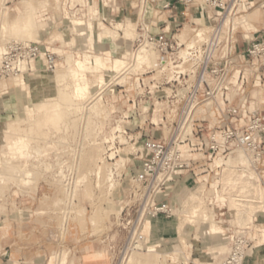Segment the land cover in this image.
<instances>
[{
    "label": "rangeland",
    "instance_id": "obj_1",
    "mask_svg": "<svg viewBox=\"0 0 264 264\" xmlns=\"http://www.w3.org/2000/svg\"><path fill=\"white\" fill-rule=\"evenodd\" d=\"M24 1L25 0H0V50L4 51L6 45L11 42H31L38 44L39 54H41V56L35 58L32 67L23 76L26 83L24 91L15 86L13 81L15 76L0 79V146H4L6 149L0 147V164H2L0 165V181H2L0 182V210L4 213L6 218L8 215L11 216V219H7L0 224V264H7L8 262H13L15 264H47L50 261L52 264L55 261L67 264H83L84 257L95 250H102L105 253L107 256V264H115L117 261L121 260L119 251L126 238V234L116 228L114 224L115 216L119 214L122 206L120 201L122 199L125 201L128 192L127 188H123L125 192L119 191L112 194L108 192L107 185L104 182V178H102L104 177L102 175L105 174L107 169V163L104 162L102 166V161L98 160H103L105 151L108 157H113L114 154L115 159H113L112 162L117 163L119 166L124 165V172L126 176H129V170L137 169L140 164V161L135 158V151L139 149L145 139L143 130L152 131V135L155 139H162L166 135V132L163 130V125L167 123L161 120L164 114L162 111L166 109L165 103L156 100L155 97L149 94L142 96V101L139 103L140 99H136L135 92L138 73L137 71H132V68L127 77L125 76V81L123 82H120V80L124 76H119L111 70L86 73L85 76L89 80L90 88L82 99L76 98L74 94L75 79L70 76L71 72L77 71L73 62L74 58L81 56V54L83 56L85 53L89 56L100 54L114 60L126 54L123 59L132 65V52L135 51V49H130L132 40L125 42L121 38H118L114 42L105 41L102 44L96 42L93 48L89 49L87 45L88 42H86L88 39L87 35H79V32L66 21L60 23V19H58L57 16L59 15L58 7L61 0H29L32 2L31 4H33L32 7H36L31 10L32 12L35 10L32 14H30V11H26L28 9ZM252 1L255 7L251 11L249 16L250 19L245 18L247 19L246 22L252 26V31H254L256 28L253 25L254 22L257 21H259L256 23L258 29L264 28V26L260 24L262 17L264 19V9L261 8V5L264 4V0ZM42 2L45 3L43 4ZM99 2V0H93V8L103 13ZM42 4L45 5L44 8H40ZM128 4L129 2L126 3L127 7ZM256 11L259 13H255ZM29 15H32L31 18L33 20H31L33 22L41 21L40 23H42L43 21L44 29L39 30L37 35H35L34 32L27 33V30H23L22 32H17L16 28L13 30L15 27L12 26L14 25L13 22H19L18 24L24 26L21 22H25L26 25ZM107 16L109 17L106 18H109L113 23V26L110 27L108 24H105L108 28L112 29V27L115 26L119 27V22L125 24L124 18H119L120 16L115 17L108 12ZM44 17L47 18V20H43ZM20 18L23 19L21 20ZM127 18L134 22L130 10ZM181 21L185 27L184 30L181 31V34L188 39L192 36L191 28H193V26L187 21ZM10 24L11 26H9ZM243 25L247 27L246 23L242 20V28L246 31ZM121 34L122 33H120V36H122ZM239 45L241 47L243 45L241 40H239ZM45 52H51L56 55L57 67L53 71H47L45 69V61L42 56ZM69 55H71L72 59L67 63L66 60ZM140 71L139 74L144 73V70ZM148 71L145 70V72ZM58 73L65 75V78L60 82H57L56 79ZM114 74L116 75L114 76ZM96 75H103L106 82L108 81V84L99 85L96 82ZM152 76V74H144L141 78L148 82ZM109 78L110 80H108ZM3 84L6 86L5 89H2ZM111 86H114L115 91L112 95H105L108 88ZM164 93H167L165 89ZM60 94L68 95L70 103L60 101ZM155 94L158 95L157 93ZM36 97L39 100H37ZM94 103L98 106H101V104L104 106L103 112L99 115L96 114V116H98L97 118L93 116V112L90 109V104L92 105ZM40 104L44 106L47 104L48 106L46 105V109L44 110V107L41 105L43 108V111H41L42 108H39L41 107L39 106ZM68 104L70 105L68 106ZM54 106L58 109L60 107L62 110L59 109V111L65 112L61 119L59 112H56L58 110H55V108V112L53 111ZM47 109L51 115L56 113L59 120L57 118V120L55 119V115L52 120ZM43 113H45V116ZM43 116H49V120L51 119L55 124L52 122L54 124L52 125L51 120L50 122L47 120L48 123H50L48 125ZM150 121L155 122L157 126L152 129L149 124ZM43 122H45V125ZM160 123L162 125H160ZM10 129L12 130L10 131ZM4 130H6L4 133L7 134L3 135L2 131ZM12 131L13 136H10L11 133L9 132ZM14 131H16L17 134H15L16 132ZM124 132L126 133L124 134ZM140 134H142L141 137ZM119 135H122L121 137L123 138H119ZM22 136L26 141L29 140L27 141L29 144L28 151L30 150L29 152H31L32 157L27 161L28 164L24 159L16 160L7 150V147L11 144L10 142H12V140L14 141V138H22ZM3 139L7 144H5ZM48 142H53L55 144L54 147H49L52 149H59L65 145H71L77 148L79 152L77 156V180L79 181L78 187L74 193V204L69 211L72 214L67 224H63V219L61 217L66 199L63 187L58 182L45 179L40 171L42 162L40 161V157L45 152L46 148H48ZM8 143L10 144L8 145ZM39 148H41V150ZM4 150L6 153H4L5 156L2 155ZM139 151L141 150L139 149ZM92 152L93 156L91 160L89 154ZM111 153L113 154L110 155ZM9 154L10 156H8ZM96 155L98 156L97 158H95ZM147 155L148 152L144 151L143 156ZM10 157L15 162H13ZM6 158H8V162ZM218 158L220 157H216L213 162L209 163L214 172L209 169L210 174L204 173L199 175L201 176L200 178L198 176L199 185L201 186L202 183L206 184L204 185L203 193V210L205 209L204 212L208 215V223L210 225L212 224L211 226L209 225L210 229H207L208 226L206 224L203 226L201 225L202 215L199 216L200 213H198L197 216L199 217L195 219L196 222L192 221V223L187 222L185 224V231H183V236L186 240L185 244H180L176 239L171 240V238H165L164 243L156 248L157 255L160 256L156 257V264H215L214 262L217 264L225 257L226 253L224 251H226V249L220 252V247H218V249L216 248L217 244H222L226 240L222 223L217 221L224 220L230 223L233 220V224L237 223L230 215L229 208L231 206L229 207V203L231 205L232 199L236 198L234 195H238L239 192L237 189L229 187L231 190L230 192L228 188L226 189V187H223L224 176L222 177L221 175V168H227L225 163L232 159V157H229L227 161L223 160L222 165L216 163V159ZM120 159L121 162H119ZM97 165L101 168V171L99 170V172H101L100 180L98 176L96 177L94 174ZM258 175L260 184H262L260 172H258ZM221 178L223 179L221 180ZM43 181H45L46 184H44ZM219 182L221 183L220 186L218 185ZM196 185L197 183L190 182L186 187L177 188L176 199L179 207L182 203V194H184L185 191H190L199 186ZM19 194H24L27 197L25 204H23V208L20 207L17 209L16 206H18V204H15V202ZM225 194L230 198V201L227 202V200L224 199V197H226ZM220 208L222 210L219 214L225 213L231 218L220 217L219 214H217L219 218L215 219L213 216H216L215 213H218ZM177 211L178 207L176 209V212ZM260 211H262V209ZM212 214L214 215L212 216ZM229 219L231 221H229ZM158 221L166 229H171L176 226V218L167 220L158 219ZM211 221L213 223L215 222V224L211 223ZM257 223L260 224L262 230L260 237H263L264 218L260 217ZM3 227H6L7 230L2 231L1 228ZM206 229L207 233L204 231ZM211 229H214V231L211 232ZM148 230L149 225L146 223L144 225V231ZM106 237L108 238L107 241H103ZM174 237L175 231L172 233V238ZM110 240L113 241L111 243V245L114 246L113 249L110 248L111 246L108 243ZM175 245L179 246L178 251H175ZM181 247H184V249ZM185 247L187 248L185 249ZM214 249L215 252L213 251ZM172 251L177 255L172 254ZM144 254H147L145 250L137 251L126 257L123 264H126L130 258L137 256L145 257ZM52 256H56V259L51 258ZM245 264H264V252H256L253 254L250 252Z\"/></svg>",
    "mask_w": 264,
    "mask_h": 264
},
{
    "label": "built area",
    "instance_id": "obj_2",
    "mask_svg": "<svg viewBox=\"0 0 264 264\" xmlns=\"http://www.w3.org/2000/svg\"><path fill=\"white\" fill-rule=\"evenodd\" d=\"M99 1L102 10L115 17L126 19L131 11L136 33L130 40V49H135L132 55L142 47H149L157 62L153 70L141 74L137 70L136 99L140 103L142 96L149 94L163 101L166 107L161 117L167 123L163 125L166 135L155 139L152 131L143 130V149L139 147L141 151H135L140 164L137 169L129 170V176L124 165L112 162L113 153V157H108L105 151L101 162L102 166L107 163L102 178L108 192H125L123 188L128 192L125 201H120L122 206L114 223L126 234L119 251L121 260L115 263L123 264L133 253L148 250L146 219L175 218L177 188L190 182L199 185V175L210 174L209 169L214 172L209 163L216 157L227 160L241 153L251 168L257 172L264 170V28L246 36L240 25L255 7L252 0ZM58 8L60 23L66 21L71 26L73 21H94L100 13L93 8V0L83 3L61 0ZM261 8L264 9V4ZM181 20L193 26L188 39L181 34L185 28ZM103 23L111 26L106 19ZM38 56L37 43H8L1 55L0 79L23 77ZM43 57L47 71L56 69L54 53L45 52ZM129 72L122 71L119 76L127 77ZM144 74L153 76L146 82L141 78ZM149 124L152 129L157 126L153 121ZM144 151L148 152L147 156H143ZM78 153L74 146L65 145L59 149L47 148L40 157L43 177L58 182L65 191L63 224H67L72 214L69 211L78 187ZM261 187L264 191V181ZM26 197L19 194L15 204L20 206ZM260 204L264 206V198ZM221 210L215 213V219ZM219 216L231 218L225 213ZM260 217L264 218L263 211L246 226L217 221L222 223L227 239V253L217 264H245L250 252H262L264 240L260 241L257 223ZM5 218L0 210V224ZM112 242H108L111 249ZM178 247L174 246L175 251Z\"/></svg>",
    "mask_w": 264,
    "mask_h": 264
},
{
    "label": "bare ground",
    "instance_id": "obj_3",
    "mask_svg": "<svg viewBox=\"0 0 264 264\" xmlns=\"http://www.w3.org/2000/svg\"><path fill=\"white\" fill-rule=\"evenodd\" d=\"M31 1V0H30ZM29 0H25L24 3L26 4L27 6V9L26 11H30L32 13H34V11L32 12L31 10L33 8H36V7H32L33 4H31L32 2H30ZM79 3H83L84 0H75ZM23 2V1H21ZM34 3V2H33ZM37 3V2H36ZM43 4L45 2H42ZM23 4V3H22ZM40 4V3H39ZM42 4V7L40 8H44L45 5ZM1 6V5H0ZM3 6V5H2ZM4 8V7H3ZM6 8V7H5ZM27 12V13H28ZM32 15H29V17L27 18V21H26V25H25V22H21L22 25L24 24V26H21L20 24L18 23H14V25H12L14 27L13 30H15L16 28V31H23V30H27L29 32H34L35 35H37L39 33V30H43L44 29V24H43V21L42 23H40L41 21H37V22H33L32 18H31ZM107 16H104L103 14L99 13L98 15H96L94 21H88V22H85V23H81L80 21H73V28L79 32V35L81 36H85L87 35L88 36V39L86 40V42H88V47L89 49L93 48V46L95 45L96 42L98 43H103L105 41H110V42H114L116 41L118 38H121L123 40H133L135 38L134 35H136L135 33V28H134V25L135 23L132 22L131 20H129V18H126L124 19L125 21V24H122V22H119L120 26H114L115 27H112L111 28H108L105 23H103V19H106L107 22H109V24L111 23L113 26V23L110 21L109 18H106ZM246 18H249V14L245 16ZM243 17V18H245ZM243 19V21L246 23L247 25V28L248 29H252V26L246 22L247 19ZM21 19V18H20ZM23 19V18H22ZM21 19V20H22ZM32 19V20H31ZM18 21V20H17ZM9 24V23H8ZM240 25L242 26V21L240 23ZM11 26V24L9 25ZM171 26V24H169V27ZM245 26V25H244ZM6 27V26H5ZM110 27V26H109ZM25 28H28V29H25ZM5 29V28H4ZM12 29V28H11ZM12 30V31H13ZM20 32V33H21ZM26 32V31H25ZM122 33L120 36V33ZM58 37V36H57ZM132 38V39H131ZM3 49V48H2ZM1 51V55L2 53L4 52L3 50H0ZM126 52V51H124ZM41 56V54H40ZM43 56V54H42ZM124 56H126V54H123V56H121V58H115L114 60L112 59H109L108 57H104L100 54H94V55H87V54H81V56H78L77 58H74V66L76 67L77 71H74V72H71L70 76L75 79V83H74V94H75V97L76 98H80L82 99L85 94L87 93V91L89 90L90 88V83H89V80L86 78V73H95V72H101V71H104V70H111V71H114L117 75H120L122 71H124V74L127 70H130L131 68L133 69L132 71H139V70H153L156 68V65H157V62H156V56H155V53L151 50V48L149 47H142L140 48L137 52H135L133 55H132V58H133V64L131 65V63H128L126 62L123 58ZM1 57V56H0ZM66 58V57H65ZM72 57L71 55L67 56V63H69L71 61ZM1 61V60H0ZM66 68V67H64ZM133 73V72H132ZM59 74V73H58ZM56 76V79H57V82H60L62 81L64 78H65V75H61L59 74ZM65 74V73H64ZM101 74V73H100ZM114 74V76L116 75ZM135 75V74H134ZM80 76V77H79ZM97 76V75H96ZM79 77V79H78ZM113 77V76H112ZM81 78V79H80ZM110 80V78L108 79ZM14 83H15V86L19 87L20 90H25V87H26V83L23 79L22 76H19V77H15L13 79ZM52 82H54L53 80H51ZM125 81V76L123 78H121L120 82H123ZM96 82L100 85H106L108 84L104 78L103 75H99L96 77ZM93 83V82H92ZM114 84V83H113ZM115 91V88L114 86H111L110 88H108L107 92L105 93V95H112L113 92ZM40 94V93H39ZM89 94V93H88ZM88 96V95H87ZM37 99V97H36ZM60 101L62 102H65V103H70V99L68 97V95H65V94H60ZM39 100V99H37ZM64 103V104H65ZM75 103V102H74ZM54 104V103H53ZM43 106L44 107V110L46 109V105L44 106L43 104H40L39 106ZM59 105V104H58ZM57 105V106H58ZM67 105V104H66ZM70 104H68L69 106ZM39 107V108H42ZM48 106V105H47ZM56 106V105H55ZM53 108V111L55 112V110H58L56 111L57 113L59 112V116H60V119L64 116V111H59V109H61L59 107V109L57 107ZM60 106V105H59ZM82 106V105H81ZM87 106V105H86ZM36 107V106H35ZM38 107V106H37ZM66 107V106H65ZM37 108V109H39ZM48 108V107H47ZM56 108V109H55ZM104 106H98L96 103L94 104H90V109L92 110L93 112V116L94 117H98L96 116L101 114L103 112V109ZM55 109V110H54ZM65 109V108H64ZM77 109V108H76ZM40 110V109H39ZM50 110V109H49ZM62 110V109H61ZM43 111V108L42 110ZM69 111V110H68ZM40 112V111H39ZM47 112H48V109H47ZM51 112H52V109H51ZM53 112V113H54ZM67 112V111H66ZM27 113V112H26ZM49 113V112H48ZM95 113V114H94ZM45 113H43L44 115ZM50 114V113H49ZM76 114V113H75ZM105 114V113H104ZM31 115V114H30ZM47 115V114H46ZM54 115L56 116L55 119L58 117L56 115V113H54ZM54 115L50 114V118H52V120L54 119ZM103 115V114H102ZM29 116V114H28ZM45 116V115H44ZM46 122L48 123V121L50 122L49 120V116L47 117H44ZM88 116V115H87ZM30 119H32L31 117H28ZM42 118V119H43ZM47 118V119H46ZM59 120V118H57ZM56 119V120H57ZM87 119V118H86ZM34 120V119H33ZM43 120V121H45ZM48 120V121H47ZM51 120V123L54 122ZM90 120V119H89ZM87 120V121H89ZM19 121V120H18ZM17 121V122H18ZM91 121V120H90ZM89 121V122H90ZM155 121V120H154ZM35 122V121H34ZM42 122V121H41ZM57 122V121H56ZM72 122V121H71ZM78 122V121H77ZM44 125H45V122H43ZM58 123V122H57ZM56 123V124H57ZM93 123V122H92ZM50 123H48L49 125ZM55 124V122H54ZM52 123V125H54ZM8 125V124H7ZM10 125V124H9ZM12 125V124H11ZM43 125V124H42ZM47 125V124H46ZM75 125V124H74ZM39 126V125H37ZM71 126V125H70ZM76 126V125H75ZM95 126V125H94ZM10 127V126H9ZM8 127V128H9ZM13 127V126H12ZM11 127V128H12ZM73 127V125H72ZM93 127V126H92ZM14 128V127H13ZM58 128V126H57ZM71 128V127H70ZM74 128V127H73ZM30 129V128H29ZM8 130V129H6ZM6 130L2 131L3 132V135L4 134H7V133H4ZM12 129H10L11 131ZM9 131V130H8ZM7 131V132H8ZM59 131V130H58ZM118 131V130H116ZM167 129L165 128L164 129V132H166ZM16 132V131H14ZM19 132V131H18ZM11 133L10 136H13V131L12 132H9ZM17 134V132L15 133ZM26 134V133H25ZM21 136V135H20ZM29 136V135H28ZM4 137V136H3ZM7 137V135H6ZM9 137V136H8ZM19 137V136H18ZM5 138V137H4ZM13 138V137H12ZM11 138V139H12ZM119 138H123V137H119ZM7 139V138H6ZM29 139V138H28ZM8 140V139H7ZM3 141L5 142V140L3 139ZM29 141V140H27ZM26 141V139H24V137L22 136V138H14V141L12 140V142L8 143V147H7V150L10 152V154H12L13 158H15L16 160L17 159H24L27 163V161L32 157V154L31 152L28 151V148H29V144L28 142ZM65 141V140H63ZM125 141V140H124ZM9 142V141H7ZM4 144V143H3ZM1 144V145H3ZM5 144H7L5 142ZM55 144L53 142H48V148L49 147H54ZM1 147V146H0ZM37 147V146H36ZM97 147V145H96ZM2 149H5V147H1ZM140 148L143 149L140 145ZM41 150V148H39ZM38 149V150H39ZM47 149V148H46ZM92 149V147H91ZM6 150V149H5ZM5 150L4 152H2L5 156ZM37 150V152H38ZM45 150V149H44ZM94 151V150H93ZM1 152V151H0ZM40 152V151H39ZM5 153V154H4ZM10 154L8 156H10ZM93 152L90 155V158L92 160V155ZM95 154V153H94ZM112 155V154H111ZM7 156V155H6ZM11 156V157H12ZM10 157V158H11ZM98 156L96 155L95 158H97ZM111 157V156H110ZM3 158V157H1ZM9 158V159H10ZM89 158V156H88ZM7 159V162H8V158ZM12 159V158H11ZM94 159V158H93ZM95 160V159H94ZM229 160V159H228ZM13 161V159H12ZM98 161H102V160H98ZM119 161V160H118ZM227 161V160H226ZM4 162V161H3ZM15 162V161H13ZM94 162V161H93ZM121 162V159L120 161ZM5 163V162H4ZM3 163V164H4ZM11 163V161H10ZM216 163L217 164H221L223 163V159L222 158H218L216 159ZM225 163V162H224ZM28 164V163H27ZM26 164V165H27ZM36 164V163H35ZM227 168L223 167L221 168L222 169V177L224 176V183H223V187L226 189L229 187L233 188V189H237L238 192L237 194L238 195H234L236 196L235 199H232L233 201L231 202V205L229 203V209H230V215L232 218H234V220L237 221V224L239 226H246V225H249L254 217L257 216L258 212L262 209L263 211V208L264 206H262L260 203H261V200H263L264 198V191L261 187V184H260V179H259V175H258V172L256 170H254L253 168H251V166L248 164L245 156L241 153H238L236 156H234V158L232 157V159H230L227 163H225ZM2 165V164H0ZM12 165V164H11ZM24 165V164H23ZM9 166V165H8ZM94 166V164H93ZM15 167V166H14ZM17 167V165H16ZM22 167V166H21ZM20 167V168H21ZM27 167V166H26ZM38 167V166H37ZM19 168V167H18ZM100 166L97 165L96 169H95V176L99 178L100 180V173L99 170H100ZM23 170V168H22ZM101 171V170H100ZM23 172V171H22ZM94 172V171H93ZM18 173V172H17ZM21 173V172H20ZM89 173V172H88ZM11 175V174H10ZM27 175V174H26ZM28 176V175H27ZM84 176V175H83ZM82 176V177H83ZM15 177V176H14ZM223 178H221L222 180ZM0 180H1V174H0ZM220 180V182H221ZM79 181V180H78ZM2 182V181H0ZM80 182H81V179H80ZM100 182V181H99ZM218 183V185L220 186L221 183ZM104 183V182H103ZM82 184V183H81ZM204 185L206 184H201V186L197 185L198 187H195L193 188L192 190L190 191H185L184 194H182V203L180 204L181 206L179 207L178 206V211L176 212V226L171 228V229H166L164 228L160 222L158 221V219H152V218H148V219H151V220H147L145 221L144 225L147 223L149 225V230L148 231H144L147 235V238H148V244H149V247H148V250L146 251L147 254H144L145 257L143 256H137V257H134V258H130V260L127 262L128 264H156L155 263V259L156 257H158L159 255H157V250L156 248L157 247H160L161 244L164 243V239L165 238H171V240H178V242L180 244H185V238L183 236V231H185L184 227H185V224L188 222V223H192L193 222H196L195 219L198 218L199 216H201L202 218V226L203 225H207L208 228L207 229H210V225L208 223V220H207V213L204 212L205 209L203 210V203H204V196H203V193H204ZM78 186V185H77ZM5 189V188H4ZM218 190V189H217ZM224 190V189H223ZM230 190V189H229ZM219 191V190H218ZM217 191V192H218ZM226 191V190H225ZM235 191V190H234ZM231 192V190H230ZM233 192V191H232ZM221 194V193H220ZM231 194V193H230ZM229 194V196H230ZM224 195V194H223ZM226 195V194H225ZM232 195V194H231ZM107 196V195H106ZM1 197V196H0ZM227 195L226 197H224V199L228 201H230L229 197L227 199ZM232 197V196H231ZM58 200V199H57ZM58 202V201H57ZM60 202V201H59ZM228 204V203H227ZM206 206V205H205ZM202 209V210H201ZM199 211H203V212H199ZM207 211V210H206ZM212 211V210H211ZM210 211V212H211ZM198 213H200L199 216ZM202 213V214H201ZM212 213V212H211ZM210 213V214H211ZM209 214V215H210ZM214 214H212L213 216ZM80 216V215H79ZM215 217V216H213ZM229 221H231L229 219ZM233 221V220H232ZM232 221L230 223H232ZM211 223H213L211 221ZM229 223V222H228ZM215 224V222L213 223ZM210 225V226H209ZM213 228V227H212ZM204 230L205 232L207 231ZM173 231H175V237L172 238V233ZM211 232L214 231V229H211L210 230ZM258 231H261L262 233V230L261 228L259 227ZM207 233V232H206ZM203 234V233H202ZM209 234V233H208ZM204 235H207V234H204ZM264 240V231H263V237H260V241ZM226 246V248H225ZM218 247H220V252H223L224 249H226V251H224L225 253H227V239L224 241V243L222 244H217V249ZM181 249V248H180ZM216 249V250H217ZM178 251V250H177ZM209 251V249H208ZM215 252V249L213 250ZM212 251V253H213ZM172 254H175L177 255L176 253H174V251L171 252ZM224 253V254H225ZM141 255V254H140ZM212 255V254H211ZM160 257V256H159ZM174 258V257H173ZM213 260V259H212ZM157 261V260H156ZM160 262V261H159ZM126 263V264H127ZM161 263V262H160ZM216 264V262H214ZM210 264H213V263H210Z\"/></svg>",
    "mask_w": 264,
    "mask_h": 264
},
{
    "label": "crops",
    "instance_id": "obj_4",
    "mask_svg": "<svg viewBox=\"0 0 264 264\" xmlns=\"http://www.w3.org/2000/svg\"><path fill=\"white\" fill-rule=\"evenodd\" d=\"M18 11H19V8H18ZM96 12V11H95ZM255 13H259V12H255ZM101 14H103L104 16H107V11L105 10V11H103V13H101ZM249 14V16H250V14H251V12L250 13H248ZM107 17H109V16H107ZM250 19V18H249ZM257 22H259V21H257ZM257 22H254V27L256 28V30H258V27L256 26V23ZM260 24H262L263 26H264V19H263V17H262V19L260 20ZM242 27V26H241ZM243 27H244V29L246 30L245 32L247 33V34H245L246 36H249V33H251L252 32V29H248L247 27H245L244 25H243ZM243 29V28H242ZM256 30H254V31H256ZM244 31V30H243ZM125 42L126 41H130L129 39L128 40H124ZM5 85L3 84L2 85V89H5ZM186 149H188L187 147H185ZM260 176H261V183H262V181H264V170H262L261 172H260ZM21 203H20V206H16V208L17 209H19L20 207L21 208H23V204H25V202H26V199H24V200H22V201H20ZM9 213V212H8ZM7 219H11V216L10 215H8V217L7 218H5V220L4 221H6ZM2 229V231H6L7 229H6V227H3V228H1ZM224 232V231H223ZM224 234H225V232H224ZM214 246V245H213ZM262 252H264V248L262 249ZM51 258H53V259H56V256L54 257V256H52ZM55 261V260H54ZM7 264H15V263H13V262H8ZM49 264H52L51 263V261L49 262ZM83 264H107V256L105 255V253L102 251V250H95V251H93L91 254H89V255H87L86 257H84V263Z\"/></svg>",
    "mask_w": 264,
    "mask_h": 264
}]
</instances>
